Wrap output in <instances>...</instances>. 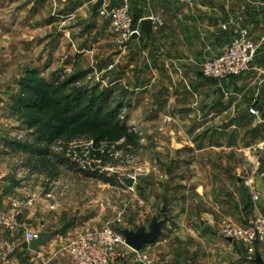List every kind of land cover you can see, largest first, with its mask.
<instances>
[{"label": "rangeland", "instance_id": "374dc122", "mask_svg": "<svg viewBox=\"0 0 264 264\" xmlns=\"http://www.w3.org/2000/svg\"><path fill=\"white\" fill-rule=\"evenodd\" d=\"M95 2L0 0V175L6 178L9 172L10 185L15 177L23 181L20 190L13 195L11 188L9 196L2 191L0 210L6 211L16 203L19 220L24 226L22 215L28 205L35 212L30 220L41 225L46 215L53 216L51 212L44 213L43 208L51 210L49 207L53 206L55 215L63 218L58 232L69 224L78 225L70 236L73 239L81 233L103 228L115 232L136 230L141 226L148 228L152 217H165L173 201L169 197L173 194L169 178L174 164L169 154L162 152L163 156H157L155 149L167 147L166 134L182 130L180 125L167 123V118L154 119L148 101L139 109L130 104L121 105L117 118L129 128L127 132L116 133L114 121L108 130L67 123L53 133L48 127L54 123L53 118L60 115L63 106L75 103L70 97L79 94V90L84 93L78 109L92 103L93 88L98 94L105 88L111 89L115 103L120 100L127 103L131 96H128L129 85L113 82L118 69L124 65L120 55L125 49L118 46L105 20L99 22L100 26H94ZM205 61L190 64L189 69H195L200 79L213 83L214 79L202 74ZM110 64L114 65L112 69H109ZM82 73V78L64 86L70 77ZM42 79L54 81L56 93L47 96L40 109H28L21 102L22 96L30 95L25 85ZM205 100H208V93ZM108 103L112 102L107 101L106 105ZM203 114L204 111L191 120L188 126L191 136L205 132L206 123L198 120ZM229 117L226 115L221 122H227ZM212 124L206 125L211 131L217 132L224 127ZM263 143L254 148H264ZM43 150L48 154H41ZM250 174L251 171L243 174V184ZM129 177L135 179L132 187L123 183V179ZM5 232L9 234L7 228L0 225V235ZM21 232L10 236L21 242L24 239ZM3 240L6 239L0 236V245ZM70 241L60 244L66 246ZM235 242L239 247L248 245ZM9 243L13 248L16 246L14 241ZM150 247L151 244L146 245L143 250L155 261ZM124 251L121 259L133 264L134 253L128 249Z\"/></svg>", "mask_w": 264, "mask_h": 264}, {"label": "crops", "instance_id": "0c3cea01", "mask_svg": "<svg viewBox=\"0 0 264 264\" xmlns=\"http://www.w3.org/2000/svg\"><path fill=\"white\" fill-rule=\"evenodd\" d=\"M126 1L135 18L158 16L163 23L153 26L150 35L137 23L140 34L120 55L124 65L113 82L129 85L131 96L126 102L130 107L139 109L148 101L154 119L167 118V123L182 126L181 131L166 134L165 149H155L157 156L169 154L174 166L169 178L171 211L163 218L155 216L164 224L162 236L150 247L154 262L255 264L253 259L257 252L261 255L260 247H239L235 240L222 237L220 228L243 225L256 210L264 214V148H254L264 142V124L257 123L256 116L249 113V108H256L264 121V0ZM92 19L94 26L102 21L97 13ZM105 23L109 25L107 20ZM242 28L260 45L250 71L212 83L189 69L190 64L220 53ZM145 43L146 47L141 46ZM203 111L205 115L198 120L206 123L205 132L191 136L188 126ZM226 115L230 117L222 123ZM210 122L224 127L211 131L206 126ZM256 158L253 177L260 198L254 205L242 176L252 172ZM12 181L10 185L9 172L6 178L0 175V204L2 191L9 196V188L12 195L20 190L23 181L16 177ZM49 208L44 207V213L53 216L46 215L41 225L30 220L35 212L28 205L22 215L25 228L47 241L32 249L23 238L19 242L1 233V238L16 242V246L13 255L4 257L0 245V264H74L60 242L72 240L70 236L78 225L69 224L58 232L63 218L55 215V207Z\"/></svg>", "mask_w": 264, "mask_h": 264}, {"label": "built area", "instance_id": "2783aa9c", "mask_svg": "<svg viewBox=\"0 0 264 264\" xmlns=\"http://www.w3.org/2000/svg\"><path fill=\"white\" fill-rule=\"evenodd\" d=\"M97 14L99 18L108 21L121 49H125L135 34L138 36L140 34L137 23L139 24L142 19H138L135 24L133 14L126 0L122 2L102 0L100 7L97 9ZM149 18H151L154 28L163 23L158 16H150ZM258 50L259 44L251 39L247 29L242 28L220 53L208 58L202 64V74L205 78L218 81L230 77H241L252 69ZM113 67L114 65L110 64L109 69ZM249 113L256 116L257 123L264 124L256 108H249ZM254 166L251 174L244 180V185L250 190L255 205L259 199V192L254 186L253 177L257 162ZM19 213L16 203H12V206L6 211L0 210V225L5 226L10 235L22 231L27 243L39 238L37 233L21 225L18 217ZM220 234L224 238L236 240L243 244L258 245L264 261V214L260 211L256 210L253 216L243 225L226 224L222 226ZM2 243L5 256L11 254L13 252L12 245L7 240H3ZM66 249L74 264H130L131 262L125 263L121 259L124 256L125 249L134 253V263L154 264V260L147 252L132 250L125 244L122 233L115 232L110 228L81 233L66 245Z\"/></svg>", "mask_w": 264, "mask_h": 264}, {"label": "trees", "instance_id": "16d2710c", "mask_svg": "<svg viewBox=\"0 0 264 264\" xmlns=\"http://www.w3.org/2000/svg\"><path fill=\"white\" fill-rule=\"evenodd\" d=\"M94 13H97V9L93 10ZM134 17L135 24L137 23L138 19ZM84 73L76 76L70 77V80L64 85L66 86L68 83H74L78 79L82 78ZM54 82V81H53ZM53 82H47L46 80H36L33 82H28L25 86L27 92L30 94L22 96V105L27 107L28 109L36 108L37 110L43 105L44 101L46 100L47 96L50 94L56 93V86ZM90 92V90H86L85 92ZM82 90H79V94H76L73 98L75 103L72 105L68 104L62 107V112L60 115H56L53 118V124H49L48 127L51 128L53 133H57L59 129H61L65 124L76 125L79 127L89 128V129H105L108 130L112 124L114 123L115 131L118 132H127L129 128L121 122L118 116V112L123 105H127L129 103L122 102V100L117 101L115 103L114 99H112V90L109 88H105L97 93L95 88L91 91V99L92 103L84 108L78 109V104L81 102V98L83 96ZM107 101H111L112 103H108ZM98 103V104H97ZM122 105V106H121ZM90 113V116L88 113ZM61 114L63 117H61ZM92 114V115H91ZM102 116V117H101ZM130 137V136H129ZM99 139V138H97ZM20 146L19 144H16ZM41 154H48L47 150L40 151ZM95 178L99 180H103L108 182L102 176L98 174H92Z\"/></svg>", "mask_w": 264, "mask_h": 264}, {"label": "water", "instance_id": "95a60500", "mask_svg": "<svg viewBox=\"0 0 264 264\" xmlns=\"http://www.w3.org/2000/svg\"><path fill=\"white\" fill-rule=\"evenodd\" d=\"M102 3V0H97L94 4V10L98 9ZM141 30L146 34L150 35L153 30V22L151 18H144L140 21ZM138 37L137 34L133 38ZM123 183L127 187H132L135 183L133 177L124 178ZM164 220H159L157 217H153L149 223L148 228L141 226L136 230L125 229L121 233L124 236L125 244L134 251H141L146 245L153 244L162 236V226ZM47 241L45 237H39L29 241V246L32 249L37 248L38 246L43 245ZM255 264H264L262 256L259 252L255 254L253 259Z\"/></svg>", "mask_w": 264, "mask_h": 264}]
</instances>
